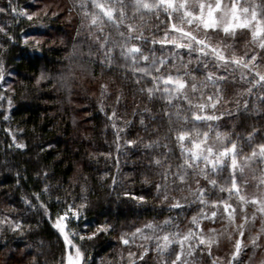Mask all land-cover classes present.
Here are the masks:
<instances>
[{
	"label": "trees",
	"instance_id": "obj_1",
	"mask_svg": "<svg viewBox=\"0 0 264 264\" xmlns=\"http://www.w3.org/2000/svg\"><path fill=\"white\" fill-rule=\"evenodd\" d=\"M79 4L80 0H13L18 10L45 9L48 12L45 17L44 11H40L39 18L32 21L10 10L0 13V28L7 33L0 32V65L4 75L0 81V95L4 96L0 100V221L21 225V232H12L10 223L0 224V264H32L33 258L39 264H62L65 246L52 221L64 212L69 217L68 226L76 234L90 232V236L99 226H111L106 234L95 239L88 240L87 236L77 240L84 256L90 258L86 264H132L128 253L134 252L138 257L143 251L136 246V239L131 240L136 228L146 222L171 220L169 231L185 233L190 227L194 228L192 217L202 208L209 216L216 210L210 203L207 207L194 203L188 185H173L171 178L170 200L162 202L158 197L155 185L163 183L160 175L163 169L157 168L153 159H163L162 154L167 153L173 171L181 162L180 150L163 116L165 105L160 100L149 102L139 92L141 85L133 82L132 74L125 71L119 59L111 67L100 63L102 58L97 46L87 28L82 26ZM7 6L8 0H0V7ZM88 10H91L90 5ZM55 12L57 15L53 16ZM165 23L163 15L160 20L152 19L151 24L159 26L156 38L164 35ZM145 35L151 36L152 32L146 31ZM35 37L42 38L39 52H34L30 46L33 42L30 38ZM25 38L29 45L24 44ZM224 39L222 33L211 36L214 43ZM249 40L250 34L239 32L235 39L226 42L242 55ZM247 50L251 52L250 45ZM168 51L169 48L164 49V53ZM181 53L187 61L186 52L181 50ZM161 54L157 51V55ZM196 55L192 54L190 68L198 78H203L202 66L195 63ZM209 70L217 75H228L234 81L226 85V99L231 100L250 87L240 80V70L228 68L226 71L223 67L213 68L211 64ZM257 70L264 73V62ZM42 73L44 79H40ZM101 85H107L104 96ZM117 96H121L119 104ZM258 96H264L259 86L253 89L251 96L243 97L258 108V112L237 113L233 104H226L218 107L216 113H225L222 119L212 122L219 125L216 131L231 134L233 140L239 137L238 142L246 153L250 151L246 143L249 133H256V142H262L264 137V103ZM101 103L104 111H100ZM145 106L151 113H143ZM113 109L120 118L116 120L117 126L124 129L120 132L119 153L116 151V129L108 119ZM228 111L232 115H228ZM149 115L156 119H149ZM141 118L144 125L140 124ZM200 127L206 130V125ZM130 140L137 144L125 146ZM156 140L161 146L144 147ZM16 143L26 147L18 149ZM164 144L168 147H163ZM226 178L227 173H224L219 182L223 183ZM197 179L208 189L206 200L229 201L226 192L221 193L203 178L190 175L188 184L193 189ZM46 186L48 191L44 192ZM34 194H39V200ZM133 195L143 196L145 202L141 204L131 199ZM171 197L184 206L170 208L169 204L174 202ZM41 204L46 207L47 214ZM221 209L222 204L217 213ZM219 218L216 217L215 222L211 219L201 221L203 235H216L222 223ZM122 236L130 239L129 245L122 243ZM144 245L154 247L150 242L144 241ZM215 257V244L211 247V255L205 246L194 248L191 256L185 253L187 264H213ZM167 258L174 259V254ZM160 260L155 251H150L144 261L137 259L136 264H160Z\"/></svg>",
	"mask_w": 264,
	"mask_h": 264
},
{
	"label": "snow or ice",
	"instance_id": "obj_2",
	"mask_svg": "<svg viewBox=\"0 0 264 264\" xmlns=\"http://www.w3.org/2000/svg\"><path fill=\"white\" fill-rule=\"evenodd\" d=\"M89 5L91 10H88ZM79 7L83 14L82 26L87 28L89 36L97 46V52L102 58L100 63L111 67L119 59L125 71L132 74L133 82L141 85L139 92L149 102L160 100L165 105L163 116L167 118L169 133L180 150L181 162L173 171L172 164L168 162L167 153L162 154L163 159H153L152 163L157 168L163 169L160 173L163 183L155 185L158 197L162 199V202L170 200L168 185L171 178L173 185H188L194 203L204 207L209 206L210 203L211 208L216 209L212 210L209 216L202 208L197 216L192 217L191 225L194 228L190 227L185 233L178 230L169 231V227L172 226L171 220H165L162 223L146 222L142 227L136 228L135 232L131 233V240L135 241L139 237L145 242L153 243L154 247L137 245L143 251L138 257L134 252L128 253L132 264H136L137 259L144 261L150 251H155L161 258L160 264H187L186 251L187 255L191 256L194 248L200 246H205L208 249V255H211V247L217 243V239L214 235L207 237L203 235L201 221L211 219L215 222L217 210L221 204L229 225H235L240 238L245 236L246 225L256 221V213L260 214L264 222V137L262 142H256L254 139L256 133H249L246 143L250 151L246 153L244 146L238 142L239 137L233 140L231 134L216 131L219 125L212 123L222 119L225 113L219 115L216 113L218 107L226 104H233L237 113L259 111L243 97L251 96L253 89L257 86L264 90V73L257 70L260 63L264 62V0H80ZM9 10L12 14L26 17L29 21L39 18V13L28 14L26 11L18 10L13 6V0H8L7 8L0 7V13ZM52 15L55 16L57 13ZM162 15L167 21L164 35L156 38L155 33L159 30V26L152 25L151 21L153 18L160 20ZM44 16H48L47 11H44ZM146 31H151L152 35L146 36ZM242 31L250 34V40L244 53L240 55L226 40L235 39L237 33ZM0 32L7 35L3 28H0ZM221 33L225 39L214 43L211 36ZM8 39L11 40L12 37L9 36ZM24 44L29 45V41L25 39ZM156 45H160V48L157 49ZM249 45L251 52L247 50ZM30 46L34 52H39L42 41L33 40ZM165 48H169L167 53H164ZM181 50L188 55L187 61ZM157 51L162 54L157 55ZM193 53L197 54L195 63L202 66L203 78H198L193 74L194 70L190 68L193 63ZM210 64L213 68L223 67L226 71L228 68H232L233 71L240 70V80L249 84L250 87L243 92H238L231 100L226 99V85L234 81H231L228 75H217L209 70ZM44 78L42 73L40 79ZM3 79V68L0 65V81ZM149 84L151 86H148ZM209 88L212 89L211 92L208 91ZM101 89V95L104 96L107 85H101ZM257 98L264 103V96ZM3 99L4 96L0 95V100ZM120 99L121 96H117V104ZM11 103L9 98V106ZM100 111H104L103 103L100 105ZM143 113H151V109L145 106ZM227 114L232 115V112L228 111ZM148 118L156 119L152 115ZM4 119L7 120L8 117L5 116ZM108 119L112 121V127L116 129V151L119 153L120 132L124 129L117 126L116 120L120 118L115 109ZM144 123V119L141 118L140 124L144 125ZM201 124L206 125V130L200 127ZM13 141L15 142V137ZM136 144V141L130 140L125 146L132 147ZM159 146H161L159 140L144 145L148 149ZM162 146L168 147L167 144ZM15 147L23 149L26 146L16 143ZM224 173H227V178L220 183L219 178ZM190 175L203 178L213 189L218 188L221 193L226 192L228 200L235 197L240 206L242 222L236 224L237 207H234L232 203L223 199L212 202L206 200L208 189L199 184V179L196 180V187L193 189L188 184ZM249 187L254 189L251 197L248 195ZM43 191H48L47 186ZM34 195L39 200V194ZM131 199L141 204L145 202L143 196L133 195ZM183 199L187 200V197ZM171 200L174 202L169 204L170 208L184 206L175 197H171ZM248 205L255 208L251 217L246 212ZM41 207L45 206L41 204ZM45 213L47 214L46 207ZM74 215L78 216V213ZM66 216L67 213L64 216H57L53 225L63 236L66 248L74 249V252H67L66 259H62V264H84V253L73 244L66 231V224L63 223ZM4 223L10 222L0 221V224ZM10 227L12 232H21L20 224L10 223ZM175 227L178 228V226ZM110 228V225L99 226L87 239L92 240L102 233L106 234ZM209 231L216 232L215 229H209ZM261 236H264V226L260 232L250 238L254 251L260 247ZM240 238L234 241V250L228 264H239V258L247 248ZM80 239L84 240L85 237L81 236ZM121 241L124 245L130 243V239L126 236H122ZM173 254L174 259L167 258ZM32 264H39V262L33 258ZM213 264H216V260ZM261 264H264V261H261Z\"/></svg>",
	"mask_w": 264,
	"mask_h": 264
},
{
	"label": "rangeland",
	"instance_id": "obj_3",
	"mask_svg": "<svg viewBox=\"0 0 264 264\" xmlns=\"http://www.w3.org/2000/svg\"><path fill=\"white\" fill-rule=\"evenodd\" d=\"M44 10L45 9H40L38 11L37 10H30L27 13L28 14L39 13L40 11L42 12ZM41 39H42L41 37H35V38H30V41L31 40H41ZM253 192H254V189L252 187H249L248 195L250 197L253 194ZM228 202L232 203L234 207H237L236 224L241 223L242 219H241V215H240V211H239L240 206L238 204L237 199L235 197H233ZM222 207H223V205H222ZM246 212H247V215L249 217H251L253 212H255L254 206L248 205L247 208H246ZM64 214H65V212L61 216H64ZM256 216H257L256 221L254 223L249 222L246 225L245 236L243 238H240L238 233L235 230V225H229V222L227 220V215L223 213V209H221V211H219V213H217V217H220L219 221L222 222V223L218 226L217 232H216V235H215V237L217 239V243H215V254H216L215 260H216V264H228V260H229V258L231 256L232 251L234 250L233 249L234 241L236 239H238V238L242 239L243 243L245 245H247V248L243 252H245L248 249V251L245 254L242 252V254H241L240 258H239L240 264H261V261H264V236H261V239L259 241L260 247L255 249V251L253 250L252 245L250 243V238L255 236L258 232H260L262 226H264V222H262V220L260 218V214L256 213ZM68 218L69 217H68V214H67V216H66L65 220L63 221V223L66 224V231L69 233V238L72 240L73 244L78 246V241L77 240L81 236H84V237L89 236L90 232H87V233L80 232V233L76 234V231L72 230L68 226ZM56 219H54L52 221L53 225L56 222ZM57 232H58V230H57ZM73 234H75V235H73ZM59 235H60V237L63 240V236L60 233H59ZM63 243H64V240H63ZM135 244H136V246L140 245V244H144V241L141 240L139 237H137L136 241H135ZM64 246H65V244H64ZM68 251H73L74 252V249L66 248V246H65L64 259H66V254H67ZM218 252L220 254L217 256ZM217 258H219V259H217ZM86 260L89 262L90 258H87V256H85V262H86ZM109 261L110 260H107V262H109ZM85 262H84V264H86Z\"/></svg>",
	"mask_w": 264,
	"mask_h": 264
}]
</instances>
